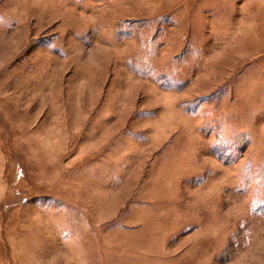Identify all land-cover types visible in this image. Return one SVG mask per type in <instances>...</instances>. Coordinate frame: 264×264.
Instances as JSON below:
<instances>
[{
	"label": "rangeland",
	"instance_id": "374dc122",
	"mask_svg": "<svg viewBox=\"0 0 264 264\" xmlns=\"http://www.w3.org/2000/svg\"><path fill=\"white\" fill-rule=\"evenodd\" d=\"M0 264H264V0H0Z\"/></svg>",
	"mask_w": 264,
	"mask_h": 264
}]
</instances>
